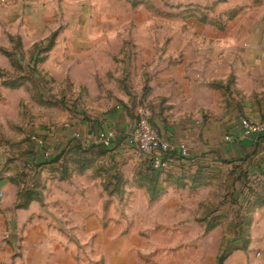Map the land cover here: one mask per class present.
Wrapping results in <instances>:
<instances>
[{"label":"crops","instance_id":"1","mask_svg":"<svg viewBox=\"0 0 264 264\" xmlns=\"http://www.w3.org/2000/svg\"><path fill=\"white\" fill-rule=\"evenodd\" d=\"M99 1L11 0L0 4V264L100 261V254L91 253L93 247L83 246L85 236L91 244L112 242V247L106 248L108 264L123 259L116 254L115 223H109L101 234V205L86 202L84 189H15L10 180L23 179L25 167L30 172L36 171L38 177L46 176L42 168L63 162L62 158L51 162L57 152L95 144L97 132L102 128L131 130L138 108H133L129 99L140 94L142 105L147 107L160 135L188 147V158H178L169 172L181 173L183 166L192 169L235 166L245 171L249 179L252 175L258 179L253 186L257 189H250V185L237 189V204L230 202L226 206V212L236 211L239 218L238 233L228 240L233 248L223 264H264V134L238 139L241 117L264 120V39L260 15L242 10L226 19L229 12L222 7L217 15L225 20L223 33L205 24H190L188 33L179 28L162 29L160 33H173L172 54L161 56L159 63L146 71L144 81L149 78L145 91L140 93L138 87H129L130 93L126 96L115 93L113 96L121 100L113 98L110 103L111 90L98 88L97 77L107 71L97 52L107 49L100 47V36L108 37L105 40L109 45L116 27L102 31ZM223 1L226 6H236L247 0L216 3ZM86 6H91V13ZM232 30L239 31L241 36L229 35ZM193 35L215 36L216 41H197ZM150 47L152 43L148 42L147 48ZM56 52H70L75 57L63 54L54 58ZM54 63L64 67L65 76L72 82L85 84L88 92L93 81L92 90L97 96L87 103L86 112L84 109L83 113H69L59 125H35V133L44 139V145L40 146L30 135L21 140L18 124L22 99L30 97L32 84L37 92L32 99L37 96L38 103H51ZM77 69L84 72L90 69L94 74L77 79ZM140 80L134 79L132 83ZM97 114L100 121L93 116ZM227 135L232 138L226 139ZM139 157V162L148 166L140 153ZM195 239L190 236L188 243H194ZM86 250L92 258L88 262ZM181 253L174 250L164 255L157 253L156 257L150 254V258L155 257L157 264H180ZM130 255L132 259L147 260L137 253ZM161 255L163 262L159 261ZM126 256L129 254L124 257L128 260ZM194 259L195 256L193 264ZM152 260L146 264H156Z\"/></svg>","mask_w":264,"mask_h":264},{"label":"rangeland","instance_id":"2","mask_svg":"<svg viewBox=\"0 0 264 264\" xmlns=\"http://www.w3.org/2000/svg\"><path fill=\"white\" fill-rule=\"evenodd\" d=\"M217 1L100 0L98 6L102 31L104 28L116 27V33L111 36L109 45L105 40L108 37L100 36V47L107 49L97 52L100 64H103L107 71L101 72L97 77L98 82L100 81L98 88L101 91L111 90L110 103L114 102L113 98L121 100L118 96H113L115 93L125 96L130 93L129 87H138L141 89L140 93L145 91L149 78L144 81L146 71L157 65L161 56L172 54L173 33H160L166 27L169 30L179 28L188 33L190 24H205L223 33L225 20L217 15L223 7L229 12L226 13V19L232 14L236 16L242 10L258 12L260 33L264 39V0H247L236 6H226L225 1L218 4ZM220 4L223 6H219ZM90 7H85L89 13ZM241 24L246 26L244 22ZM232 33L233 30L229 35L241 36L239 31ZM225 35L227 37L228 34ZM193 36L197 41H216L213 39L215 36ZM148 42L152 43V47L147 48ZM108 51L110 55H106ZM63 54L69 58L75 57L70 52ZM63 54L56 52L54 58L63 57ZM53 71L51 103L42 105L38 103L37 96L32 99V95H37L36 90L32 89V84L30 97L22 99L24 103L18 124L21 140L35 133V125H59L69 113H83L84 109L86 112L87 103L96 100L97 92L92 90L93 81H90L88 92L85 84L72 82L69 76H65L64 67L60 63L53 64ZM93 74L90 69L86 72L77 69L75 72L76 78L81 80ZM140 78L138 83H132L134 79ZM129 103L133 108L142 106L141 94L132 95ZM93 116L96 121H100L99 114ZM134 117L135 123L137 114H134ZM105 129L107 128L100 130ZM116 130L121 137L114 146L102 147L95 142L91 146L67 150L62 152L65 153L64 162L42 168L46 176L41 174L38 177L36 171L30 168L33 170L30 172L25 167L23 179L10 181L15 189H84L87 193L84 197L86 202L101 205V234L105 233L109 223L114 222L116 225L113 229L116 254L117 257L123 256L122 260L117 261L118 264H146V261L152 260L150 254L156 257L157 253L164 255L174 250L182 252L180 264H188L189 260L190 264H193L194 256V264H223L220 257H225L233 248L228 240L238 233L236 220L239 218L236 211L226 212V206L230 202L237 204V189H245L249 185L250 189H257L253 186L258 184V179L253 175L249 179L245 171L235 166L214 169L205 166L202 169L198 166L195 169L183 166L181 173L155 172L139 162L140 151L127 143L125 135L130 129ZM71 155L74 157L68 159ZM110 205L111 209L108 208ZM97 236L95 233L96 240ZM190 236L196 237L192 244L188 243ZM85 242L84 247H93L91 253L101 256L100 261L93 259L97 262L90 261L88 264H108L105 259L108 254L106 248H111L112 242L91 244L86 236ZM174 247L179 249L173 250ZM131 252L147 260L132 259ZM127 254L128 260L124 258ZM163 255L159 260L161 262L164 261ZM85 256V262L92 259L87 250ZM155 257L152 260L154 262L157 261Z\"/></svg>","mask_w":264,"mask_h":264},{"label":"built area","instance_id":"3","mask_svg":"<svg viewBox=\"0 0 264 264\" xmlns=\"http://www.w3.org/2000/svg\"><path fill=\"white\" fill-rule=\"evenodd\" d=\"M11 0H0V4H8ZM241 133L238 139H244L253 135L264 134V120H256L249 117H241ZM116 129L99 130L96 135V142L102 147H110L118 138ZM126 136V141L140 151L143 160L147 162L155 171L166 172L174 168L178 158L187 159L189 150L186 143H174L163 138L158 129L151 122L146 106H139L137 109V120ZM227 135L226 139H231ZM30 139L42 146L44 139L33 133ZM2 195V194H1Z\"/></svg>","mask_w":264,"mask_h":264},{"label":"trees","instance_id":"4","mask_svg":"<svg viewBox=\"0 0 264 264\" xmlns=\"http://www.w3.org/2000/svg\"><path fill=\"white\" fill-rule=\"evenodd\" d=\"M80 148H82V146L81 147H71V148H69V149H65L64 151H61V153H58V155H56V156H54L53 158H52V160H51V162H54V161H58V160H60L61 158L63 159V162H64V158H65V156H64V154L65 153H62V152H65V151H73V150H75V149H80ZM71 154H73V153H71ZM74 156L73 155H71V156H68L67 158L69 159V158H73ZM145 163H147V162H145ZM148 164V163H147ZM148 167L149 168H151L152 170H154L149 164H148ZM158 172V171H157ZM162 173V172H161ZM31 198H32V196H30ZM29 197V198H30ZM25 204V203H24ZM23 205V204H22ZM224 256L222 255L221 257H220V260L221 261H224Z\"/></svg>","mask_w":264,"mask_h":264},{"label":"water","instance_id":"5","mask_svg":"<svg viewBox=\"0 0 264 264\" xmlns=\"http://www.w3.org/2000/svg\"><path fill=\"white\" fill-rule=\"evenodd\" d=\"M0 159H1V157H0Z\"/></svg>","mask_w":264,"mask_h":264}]
</instances>
